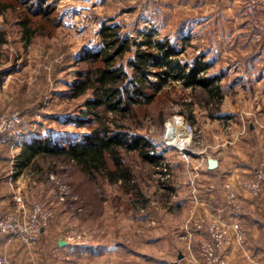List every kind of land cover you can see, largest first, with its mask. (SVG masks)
Masks as SVG:
<instances>
[{
  "label": "rangeland",
  "instance_id": "374dc122",
  "mask_svg": "<svg viewBox=\"0 0 264 264\" xmlns=\"http://www.w3.org/2000/svg\"><path fill=\"white\" fill-rule=\"evenodd\" d=\"M47 4L55 6L52 24H44V34L28 46L16 13L0 16V30L6 33L0 56V74L5 77L0 113L15 111L22 116L20 126L5 135L15 140L11 149L35 134L53 140L70 135L76 140L87 132L85 125L72 122L85 110L86 97L70 99L69 86L76 71L86 68L81 58L99 45L104 23L118 24L133 50L151 38L168 41L179 52L174 59L181 62L204 56L211 65L206 76H221L215 85L222 99L218 103L202 89H185L180 82L164 88L135 131L153 143L160 159L150 164L135 152L123 154L137 194H125L120 183L110 184L100 176L89 181L63 159L37 157L16 187L26 210L41 202L54 211L55 220L41 236L52 243L42 251L51 256L46 264H201L199 243H192L190 258L186 234L190 192L197 195L193 189L202 178L195 169L197 159L221 158L222 150V158L250 166L252 177L264 157V0H48ZM129 58L126 55L125 61ZM173 117L194 128L186 146L191 160H183L165 143V124ZM160 163L166 164L168 177ZM256 201L247 202L254 208ZM231 213L226 219H237L245 230V243L234 245L237 255L244 254L250 223L259 214ZM57 240L66 245L59 246ZM179 254L184 257L178 259Z\"/></svg>",
  "mask_w": 264,
  "mask_h": 264
},
{
  "label": "trees",
  "instance_id": "16d2710c",
  "mask_svg": "<svg viewBox=\"0 0 264 264\" xmlns=\"http://www.w3.org/2000/svg\"><path fill=\"white\" fill-rule=\"evenodd\" d=\"M47 3L48 0L35 3L0 0V16L11 11L16 13L22 40L28 46L35 37L44 34V24H52L55 6ZM5 44L6 33L0 30V56ZM132 47V41L121 34L118 24L102 25L99 45L81 58L86 68L76 71L75 80L69 86L70 99L86 97L85 110L72 122L77 127L85 125L87 132L76 140L70 135L64 136V140H53L35 134L22 143L16 157L19 171L31 167L39 156L63 159L89 181L100 176L110 184L120 183L122 191L131 194L137 188L132 185L133 175L123 162V154L135 152L150 164L160 159L153 143L135 131L142 127L141 119L149 115V109L164 88L180 82L185 89H202L208 98L220 103L222 96L215 82L221 76H206L211 65L204 56L181 62L174 59L179 52L168 41L151 38L138 43L135 50ZM126 55L130 58L125 61ZM159 119L163 124V118ZM5 135H0V139L13 140Z\"/></svg>",
  "mask_w": 264,
  "mask_h": 264
},
{
  "label": "built area",
  "instance_id": "2783aa9c",
  "mask_svg": "<svg viewBox=\"0 0 264 264\" xmlns=\"http://www.w3.org/2000/svg\"><path fill=\"white\" fill-rule=\"evenodd\" d=\"M21 123L22 116L18 112L0 113V135L13 132ZM193 136L194 128L185 125L181 117H173L165 124L163 134L165 143L174 148L185 161H188V158L192 159L188 156L186 146L191 144ZM160 166L163 174L168 177L166 164L160 163ZM191 182L193 184V181ZM222 191L224 203L219 213L253 215L254 208L243 195L251 199H259L264 194V157L251 178L241 180L237 186L229 181L223 185ZM14 202L16 207L13 210L0 211V237L25 247H32L40 241L41 236L55 220L54 211L41 202L33 203L31 208L26 210L19 195H15ZM195 232L196 235L186 229L190 240L187 244V252L191 254V241L196 238L194 240L199 243L201 264H229L226 250L231 245L241 246L245 243V230L241 222L237 219L227 220L220 214L209 222L197 224ZM0 264L12 263L7 256L0 254Z\"/></svg>",
  "mask_w": 264,
  "mask_h": 264
},
{
  "label": "crops",
  "instance_id": "0c3cea01",
  "mask_svg": "<svg viewBox=\"0 0 264 264\" xmlns=\"http://www.w3.org/2000/svg\"><path fill=\"white\" fill-rule=\"evenodd\" d=\"M4 78V74H0V90L5 89ZM236 119L234 120L236 121ZM230 126H232V129L235 127L233 124ZM238 131H240V129H238ZM14 143V139L12 141H0V150L6 149L5 152H0V211L13 210L16 207L14 197L15 195L19 194V189H17L16 185L19 184L26 176L25 171L28 169L22 168L19 171L16 167V157L19 155V151H21L22 144L11 149ZM223 152L224 151L220 150L221 158H213L208 156L207 159L204 157H201V160L197 159L199 162L196 164L195 169H199V171L202 172V178L197 180L196 188L193 189V191H198L197 195H193L190 192V230L195 235L197 234L195 231H193L195 225L201 222H209L210 220H213L218 214L224 218H226V215H229V212L219 213L224 203L222 191L223 185L229 181H232L233 184L237 186L241 180L251 177V174L249 173L250 166H244L242 164H237L234 162V160H226L225 158H222ZM209 158L217 161V167L214 170H209L208 168ZM196 174L199 175L200 173L197 172ZM243 196L246 201L253 204V199L245 195ZM10 202L12 204H10ZM256 204H254L256 205L254 210L259 215H257V219L254 218L250 223V229L248 232L249 234H247V249H245L244 254L239 253L242 256L241 258L238 257L239 254H236L238 251L235 250L234 245H231L226 250V254L228 255L230 262L229 264H241V262L244 264H249L250 262L253 263L254 261L258 262L264 260V195L257 199ZM211 213H216V215L212 216ZM243 221H245V219H243ZM193 240L191 241V245L195 241ZM59 242L62 241L57 240L58 245ZM39 243L40 244L38 247L28 249L15 241H10L5 237H0V253L7 255L12 264H46L49 260H51L49 259L51 256L49 253L42 251L47 249L52 244L51 239L44 236L40 239ZM65 245L66 243H64L62 246ZM191 256L194 257L193 250L191 251L190 258H192Z\"/></svg>",
  "mask_w": 264,
  "mask_h": 264
},
{
  "label": "water",
  "instance_id": "95a60500",
  "mask_svg": "<svg viewBox=\"0 0 264 264\" xmlns=\"http://www.w3.org/2000/svg\"><path fill=\"white\" fill-rule=\"evenodd\" d=\"M216 167H217V161L212 159V158H209L208 159V168H209V170H214ZM63 244H64V242H59L60 246H62ZM182 258H183V255L179 254L178 259H182Z\"/></svg>",
  "mask_w": 264,
  "mask_h": 264
}]
</instances>
